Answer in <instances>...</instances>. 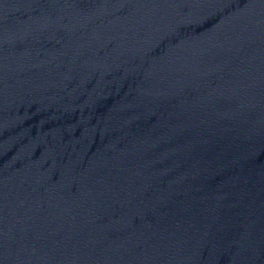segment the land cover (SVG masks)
Masks as SVG:
<instances>
[{"label":"water","instance_id":"1","mask_svg":"<svg viewBox=\"0 0 264 264\" xmlns=\"http://www.w3.org/2000/svg\"><path fill=\"white\" fill-rule=\"evenodd\" d=\"M264 78V0H237Z\"/></svg>","mask_w":264,"mask_h":264}]
</instances>
